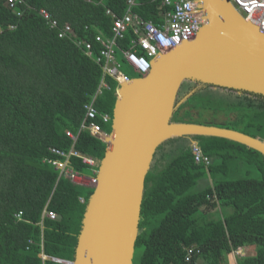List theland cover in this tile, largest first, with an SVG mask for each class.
Wrapping results in <instances>:
<instances>
[{
    "label": "trees",
    "instance_id": "16d2710c",
    "mask_svg": "<svg viewBox=\"0 0 264 264\" xmlns=\"http://www.w3.org/2000/svg\"><path fill=\"white\" fill-rule=\"evenodd\" d=\"M24 1L23 14L17 16L0 0V264H68L43 255L74 260L94 188L60 176L52 160L65 158L50 148L68 152L74 143L67 135L71 131L78 136L77 150L101 160L106 142L88 130L79 132L84 104L94 99L98 112L112 118L118 88L107 77L109 88L97 94L102 69L74 40H92L98 30L110 35L112 19L106 9L120 15L127 0ZM138 2L135 11L160 21L157 0ZM40 9L71 24L74 34L60 38ZM210 88L183 103L174 121L212 124L264 139V95L230 89L213 93ZM209 112L224 113L225 119H201ZM102 127L110 133L112 119ZM172 140L197 141L211 163L195 161L191 146L183 144L164 168L152 166L136 241V247H144L138 264H231L230 254L250 245L257 247L256 254L238 256L236 264H264V154L217 136ZM70 163L84 175L93 174V167L79 158ZM249 166L259 178L232 176ZM207 175L212 182L196 190ZM220 207L232 210L211 216L208 210ZM47 211L57 218L47 217ZM190 248L194 253L186 260Z\"/></svg>",
    "mask_w": 264,
    "mask_h": 264
},
{
    "label": "water",
    "instance_id": "95a60500",
    "mask_svg": "<svg viewBox=\"0 0 264 264\" xmlns=\"http://www.w3.org/2000/svg\"><path fill=\"white\" fill-rule=\"evenodd\" d=\"M197 1L203 23L195 37L161 53L149 74L122 83L117 91L112 131L99 137L107 148L70 264H134L146 178L165 142L217 136L264 154V139L232 128L174 121L178 108L207 86L264 95V31L231 0ZM186 81L198 86L179 98Z\"/></svg>",
    "mask_w": 264,
    "mask_h": 264
},
{
    "label": "built area",
    "instance_id": "2783aa9c",
    "mask_svg": "<svg viewBox=\"0 0 264 264\" xmlns=\"http://www.w3.org/2000/svg\"><path fill=\"white\" fill-rule=\"evenodd\" d=\"M84 1L95 2V0ZM157 1L159 7L162 8L158 22L153 19H145L135 11V8L139 6L138 0H127L124 11L120 15L111 8L106 9V14L112 19L110 35H105L101 30H98L92 40H74V43L82 48L88 56L93 57L102 69V80L97 94L101 93L103 88H109L105 81L107 77L115 80L118 86L132 79L123 70L124 65L132 68L140 75L139 77H145L151 71L152 62L161 53L194 38L200 30L203 16L197 0ZM6 2L17 16L23 14L24 0H6ZM231 2L247 20L257 24L264 31V0H231ZM39 14L51 29L57 30L60 38H69L74 34L71 24H61L48 10L40 9ZM11 28H14V25ZM84 109L85 116L79 132L88 130L96 137L107 136L108 132L103 129L102 124L109 123L112 119L111 116L108 113L100 114L94 104V99L84 104ZM98 118H100V122L97 121ZM67 135L74 142L72 148L68 152L58 147L50 148L53 154L65 158L64 161L54 159L52 163L60 172V176L63 175L74 183L91 187V184L97 182V178L86 176L75 170L70 161L73 157L79 158L83 163L93 167V173L96 174L98 160L75 148L77 135L71 131H67ZM192 153L195 161L206 165L211 163V158L204 155L199 145H193ZM80 200L83 202L84 198L80 197ZM45 214L50 219L57 218V214L53 211H47ZM21 216L22 212L16 214L18 220L21 219ZM193 253L194 249L190 248L186 260H190ZM230 255L244 256V252L239 248Z\"/></svg>",
    "mask_w": 264,
    "mask_h": 264
},
{
    "label": "rangeland",
    "instance_id": "374dc122",
    "mask_svg": "<svg viewBox=\"0 0 264 264\" xmlns=\"http://www.w3.org/2000/svg\"><path fill=\"white\" fill-rule=\"evenodd\" d=\"M123 70L126 73H128L130 75V77H132V78H139V76H140L137 72H135L129 66L124 65L123 66ZM193 85L195 87L198 86V84H196L194 82L186 81L184 83V86L181 89L179 98H182L187 93V91L184 90V89H191V87ZM119 88H120V86H118V88H117L116 91H118ZM218 90L219 89L210 88L207 91L214 93L216 91L218 92ZM194 112H196V110ZM174 116H177V115H174ZM196 116H198V115H196ZM201 119L207 120V121L222 122L225 119V114L219 112L218 114L215 115V114L209 112V113H205V115ZM100 139H102V138H100ZM175 141L176 140L167 141L164 144H162V147L160 146L161 148L159 150H157L158 152L156 154L157 155L156 162L153 163V165L155 164L154 165L155 167L160 168V169L161 168H164L167 165V163L172 158H174L175 156H177V154L179 153L180 150H179V148L173 149L174 148L173 146H175ZM97 163L98 164H97L96 170H98L99 160H98ZM94 164H95V162H94ZM86 176L96 177V174L93 173V175H86ZM232 176H241V177H249V178H259L260 177V174H259L258 170L254 166H249L245 170H243L242 172H239L236 175H232ZM96 183L95 184L94 183L91 184V187L94 188L95 185H96ZM208 183H211V177L209 175H207L206 178H204L203 180H201L199 182V185L196 188V190L202 189L203 186L207 185ZM231 210L232 209L230 207H220V208H217V209L211 208L208 211L211 212V216L216 217L218 214H222L223 212H230ZM143 250H144V247L143 246H138V247L135 248L134 257H133L134 264H138V262H139V260L141 258V255H142ZM238 256H241V255L230 256V257H232L233 261L236 262L237 259H238Z\"/></svg>",
    "mask_w": 264,
    "mask_h": 264
},
{
    "label": "crops",
    "instance_id": "0c3cea01",
    "mask_svg": "<svg viewBox=\"0 0 264 264\" xmlns=\"http://www.w3.org/2000/svg\"><path fill=\"white\" fill-rule=\"evenodd\" d=\"M183 144H184L185 146H188V145L191 144V141H190V143H189V141H187V140H185V141H182V140H176V141H175V146H173V147H174L173 149L180 148V145H183ZM156 158H157V156H155V159H154L153 163L156 162ZM152 166H153V164H152ZM87 181H88V180H87ZM230 212H231V211H230ZM242 250H243L245 256H246V255H255L256 252H257V247H256L255 245H250V246H245V247H243ZM229 261L231 262V264L234 263L232 257L229 258Z\"/></svg>",
    "mask_w": 264,
    "mask_h": 264
},
{
    "label": "clouds",
    "instance_id": "9594fccd",
    "mask_svg": "<svg viewBox=\"0 0 264 264\" xmlns=\"http://www.w3.org/2000/svg\"><path fill=\"white\" fill-rule=\"evenodd\" d=\"M193 145L194 144H190V146H191V149H192V147H193ZM197 145H199V144H197ZM211 182H212V180H211ZM209 198L211 199V200H213V198H211L210 196H209ZM242 249V248H241ZM245 256V255H244ZM68 260H66V261H64V262H67ZM68 263V262H67ZM68 264H70V263H68Z\"/></svg>",
    "mask_w": 264,
    "mask_h": 264
},
{
    "label": "bare ground",
    "instance_id": "6f19581e",
    "mask_svg": "<svg viewBox=\"0 0 264 264\" xmlns=\"http://www.w3.org/2000/svg\"><path fill=\"white\" fill-rule=\"evenodd\" d=\"M186 43H187V42H184V45H185ZM160 56H161V55H160ZM160 56H159V57H160Z\"/></svg>",
    "mask_w": 264,
    "mask_h": 264
},
{
    "label": "flooded vegetation",
    "instance_id": "af4514ba",
    "mask_svg": "<svg viewBox=\"0 0 264 264\" xmlns=\"http://www.w3.org/2000/svg\"><path fill=\"white\" fill-rule=\"evenodd\" d=\"M205 88H207V87H205ZM205 88H203V89H205Z\"/></svg>",
    "mask_w": 264,
    "mask_h": 264
}]
</instances>
